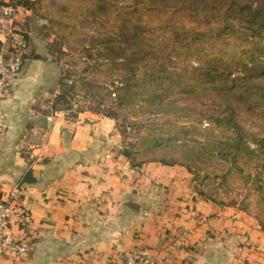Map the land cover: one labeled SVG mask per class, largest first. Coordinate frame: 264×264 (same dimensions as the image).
Segmentation results:
<instances>
[{
	"label": "crops",
	"instance_id": "obj_1",
	"mask_svg": "<svg viewBox=\"0 0 264 264\" xmlns=\"http://www.w3.org/2000/svg\"><path fill=\"white\" fill-rule=\"evenodd\" d=\"M33 16L19 6L15 27L31 35ZM34 34L0 136V200L27 207L33 233L27 253L0 264H121L129 254L137 264H264L255 215L204 197L186 165L132 166L114 120L58 108L59 69Z\"/></svg>",
	"mask_w": 264,
	"mask_h": 264
},
{
	"label": "trees",
	"instance_id": "obj_2",
	"mask_svg": "<svg viewBox=\"0 0 264 264\" xmlns=\"http://www.w3.org/2000/svg\"><path fill=\"white\" fill-rule=\"evenodd\" d=\"M42 1L9 4L36 12ZM89 1L86 23L103 21L107 32L91 35L86 51L117 71L110 92L118 107H136L142 115L175 112L177 108L166 103L177 95L211 93L222 98L224 110L209 118L225 135L216 155L226 163L249 166L235 171L248 183L253 182V170L263 177L258 220L264 229V137L240 124L236 109V103L247 108L264 105V0ZM56 25L67 24L50 19V26ZM56 100L70 103L63 92ZM163 141L145 136L122 153L135 167L149 161L177 164L149 159ZM193 181L197 184L195 174Z\"/></svg>",
	"mask_w": 264,
	"mask_h": 264
},
{
	"label": "rangeland",
	"instance_id": "obj_3",
	"mask_svg": "<svg viewBox=\"0 0 264 264\" xmlns=\"http://www.w3.org/2000/svg\"><path fill=\"white\" fill-rule=\"evenodd\" d=\"M89 6V0H43L37 5V11H33L36 23L29 37L32 39L35 32L42 35L48 54L59 69V94L69 90L74 97L73 100L67 97L70 103L61 102L58 108L64 109L69 116L86 112L114 120L122 137L121 150L145 136L163 139L162 145L150 152L149 159L186 165L193 176L195 174L197 188L204 197L222 205L240 207L258 218L261 210L258 188L262 186L263 177L253 170V182L248 183L235 171L243 166L248 170L249 166L229 164L216 155V146L223 142L225 135L209 124V118L224 110L222 98L211 93L177 95L166 103L177 108L175 112L142 115L136 107H118L110 92L115 87L112 83L117 71H113L111 63L103 57H89L86 51L91 35L107 32L103 21L86 23ZM53 18L67 25L52 27L50 19ZM40 19L48 23L38 22ZM96 51L97 48L92 49ZM260 81L264 82V78ZM236 109L239 123L264 137V105L247 108L236 103Z\"/></svg>",
	"mask_w": 264,
	"mask_h": 264
},
{
	"label": "built area",
	"instance_id": "obj_4",
	"mask_svg": "<svg viewBox=\"0 0 264 264\" xmlns=\"http://www.w3.org/2000/svg\"><path fill=\"white\" fill-rule=\"evenodd\" d=\"M18 7L3 5L1 7L0 25L4 29L5 39L0 45V136L7 129L5 99L12 93L15 78L22 71L25 56L30 48L29 34L14 25ZM107 157H111L107 155ZM33 233L31 211L17 200H0V259L19 258L30 249V237ZM138 256L129 254L121 264H137ZM145 264H152L150 258ZM107 264H118L110 261Z\"/></svg>",
	"mask_w": 264,
	"mask_h": 264
},
{
	"label": "water",
	"instance_id": "obj_5",
	"mask_svg": "<svg viewBox=\"0 0 264 264\" xmlns=\"http://www.w3.org/2000/svg\"><path fill=\"white\" fill-rule=\"evenodd\" d=\"M41 23H48V21H47V20H41ZM63 94H64L66 97H68L70 100H73V99H74L73 95L71 94V92H70L69 90H65V91L63 92ZM31 182H32V171L29 170V171L26 173V175H25V177L23 178V180L21 181V184H20L19 188L21 187L22 184H27V183H31Z\"/></svg>",
	"mask_w": 264,
	"mask_h": 264
}]
</instances>
